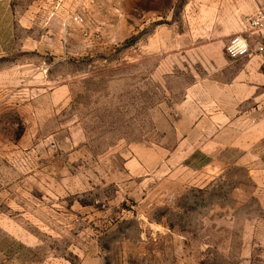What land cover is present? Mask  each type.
<instances>
[{"label":"rangeland","instance_id":"374dc122","mask_svg":"<svg viewBox=\"0 0 264 264\" xmlns=\"http://www.w3.org/2000/svg\"><path fill=\"white\" fill-rule=\"evenodd\" d=\"M65 3L66 58L45 71L70 98L62 146H13L25 127L12 110L0 124V264H264V226L249 243L264 221L254 165L205 155L174 125L185 95L198 111L202 69L136 60L119 0Z\"/></svg>","mask_w":264,"mask_h":264},{"label":"crops","instance_id":"0c3cea01","mask_svg":"<svg viewBox=\"0 0 264 264\" xmlns=\"http://www.w3.org/2000/svg\"><path fill=\"white\" fill-rule=\"evenodd\" d=\"M65 5V0H0V124L12 110L25 127L24 143L11 141L13 146H62L70 98L45 71L66 58ZM259 13L264 16V0H119L125 28L120 44L134 35L136 60L152 67L168 62L202 69L198 111H187L185 95L183 109L175 114L174 125L185 140H192L187 133H199L194 148L205 155L238 151L239 163L260 166L249 167V179L264 191V151L257 153L264 147V29L249 23ZM236 36L246 38L253 53L231 60L225 46ZM208 133L213 134L208 138ZM78 140L80 146L86 137ZM257 225L264 221L248 223L253 246ZM248 260H256L255 251Z\"/></svg>","mask_w":264,"mask_h":264},{"label":"built area","instance_id":"2783aa9c","mask_svg":"<svg viewBox=\"0 0 264 264\" xmlns=\"http://www.w3.org/2000/svg\"><path fill=\"white\" fill-rule=\"evenodd\" d=\"M73 21L81 24L83 23V18L80 15H74L72 17ZM250 26L254 29L261 30L264 29V16L262 13H259L249 21ZM225 53L231 60H239L245 58L253 53V49L249 46L246 38L242 36H236L231 38L226 46Z\"/></svg>","mask_w":264,"mask_h":264}]
</instances>
